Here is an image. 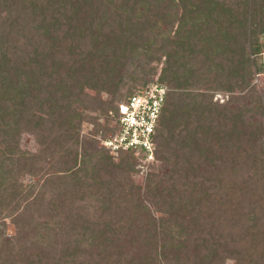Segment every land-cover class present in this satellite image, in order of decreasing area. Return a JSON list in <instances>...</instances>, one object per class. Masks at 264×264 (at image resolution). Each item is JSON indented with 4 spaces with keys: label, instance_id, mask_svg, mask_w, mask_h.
Returning <instances> with one entry per match:
<instances>
[{
    "label": "trees",
    "instance_id": "1",
    "mask_svg": "<svg viewBox=\"0 0 264 264\" xmlns=\"http://www.w3.org/2000/svg\"><path fill=\"white\" fill-rule=\"evenodd\" d=\"M261 33L264 0H0V264H264V95L212 94L247 88ZM154 80L167 91L137 185L144 155L79 138L101 127L77 106L114 117Z\"/></svg>",
    "mask_w": 264,
    "mask_h": 264
},
{
    "label": "rangeland",
    "instance_id": "2",
    "mask_svg": "<svg viewBox=\"0 0 264 264\" xmlns=\"http://www.w3.org/2000/svg\"><path fill=\"white\" fill-rule=\"evenodd\" d=\"M257 37H258V42L260 44L261 54L257 56L258 63L256 66V70H253L252 75L250 77L249 84L247 85V88L241 92H235V93L228 92L225 90H214L212 91L213 101H216L219 104H224L228 100L230 101L234 100L232 102L234 105H240V106L245 105L246 107H250L253 104H256L257 101H260L263 99V95H264V33L257 34ZM84 92H87L90 95L95 94L94 91H92L88 87H84ZM99 95L101 97L100 99H103V100L109 98V94L106 93L105 91L100 92ZM233 97H235L236 99ZM77 108L82 113V115H84L85 113L86 115L90 114L92 116L97 117L96 123L100 124V127H101L99 130H96L95 123L82 121L81 128L79 129V133H78L79 138L89 139L92 137L94 139H97L99 141V145H101L100 139L105 138L106 136L104 135L108 133V131L110 130V127H112V117L110 115L112 114V112H110L112 109H109L108 111L103 113L101 109H97L95 112L94 111L91 112L85 107H82V104H78ZM35 112L41 115L44 119L46 120L48 119V115L46 113L39 111L37 109L35 110ZM206 117H210V116L206 115ZM206 117H202V118L206 119ZM57 120H60V123H59V126H60L61 119H57ZM176 131H177V128L176 127L173 128V132H176ZM19 141H20L19 146H20L21 151L34 153L38 149V146L36 145L32 134L23 132L20 135ZM263 155H264V151H263ZM135 156H136V161L138 162L137 165L135 166V168L137 169V172L131 175L129 177L130 178L129 180H132L137 185H142L143 177L149 168L148 163H150L152 159H148L145 156H137V155ZM45 163L46 164L43 168L49 167L48 160H46ZM21 180L24 182H27L28 180H30V176L23 175L21 176ZM94 191L95 189H92V191L89 192L90 193L89 195H86L84 199H81L80 202H77V205H79L82 208L84 215L86 217L99 216L98 213H100V211L97 208H99V206L101 205V201L98 200L99 198H101V196L95 195ZM7 231L8 233H12L13 231L12 225H8ZM253 250L254 249H250L249 254H253ZM224 264H235V259L232 258V256H230L229 258L225 259Z\"/></svg>",
    "mask_w": 264,
    "mask_h": 264
},
{
    "label": "built area",
    "instance_id": "3",
    "mask_svg": "<svg viewBox=\"0 0 264 264\" xmlns=\"http://www.w3.org/2000/svg\"><path fill=\"white\" fill-rule=\"evenodd\" d=\"M166 91L155 80L139 87L118 105L117 115L112 117V132L100 139L101 145L111 152L130 149L152 159L153 137Z\"/></svg>",
    "mask_w": 264,
    "mask_h": 264
}]
</instances>
